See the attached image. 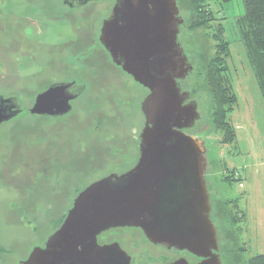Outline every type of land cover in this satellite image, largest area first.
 I'll list each match as a JSON object with an SVG mask.
<instances>
[{
    "label": "flooded vegetation",
    "instance_id": "obj_1",
    "mask_svg": "<svg viewBox=\"0 0 264 264\" xmlns=\"http://www.w3.org/2000/svg\"><path fill=\"white\" fill-rule=\"evenodd\" d=\"M19 1L24 3L23 12L0 0V42L4 48L10 47L17 60L29 58L38 65L37 71L28 69L29 62L20 65L19 69L29 70L25 76L34 80L41 76L45 81L28 100L20 99L17 91L4 92L0 87V97L7 99H0L2 108L16 112L0 121V212L15 231L4 233L0 227V264H31L32 252L44 249L63 223L80 191L79 182H93L134 166L145 120L141 103L149 93L113 61L101 43L104 20L112 15L116 0H13V4ZM187 62L189 74L192 62L188 58ZM57 83L68 84L66 92L74 95L68 100L69 108L54 115L32 112L36 95ZM30 84L21 83L27 96ZM180 90L189 93L185 103L194 100L198 109L190 91ZM82 100L87 102L86 108ZM199 118L186 132L194 128L192 132L199 131ZM130 126H139L136 143H132L133 164L128 169L113 168L101 176H87L89 180L82 178L89 172L79 168L84 163L79 158L80 146L94 145V133L105 127L103 143L107 151L112 143L127 138L124 131ZM94 157L83 158L84 170L93 169L86 164ZM209 183L206 188L210 200ZM96 240L100 246L117 243L131 264H202L208 259L187 249L154 243L136 227L110 228ZM220 247L217 235V249L212 253L225 264Z\"/></svg>",
    "mask_w": 264,
    "mask_h": 264
},
{
    "label": "water",
    "instance_id": "obj_2",
    "mask_svg": "<svg viewBox=\"0 0 264 264\" xmlns=\"http://www.w3.org/2000/svg\"><path fill=\"white\" fill-rule=\"evenodd\" d=\"M182 22L176 0H116L104 20L101 43L149 90L141 103L145 120L138 159L127 171L83 187L46 247L32 252L31 264H131L117 243L97 244V235L114 227L140 228L154 243L205 255L202 264H220L212 253L217 231L210 219L206 147L186 132L199 118L197 105L185 103L189 93L177 82L189 71L177 41ZM67 86L57 83L38 93L31 111L65 112L74 97ZM2 107L0 121L16 113Z\"/></svg>",
    "mask_w": 264,
    "mask_h": 264
},
{
    "label": "rangeland",
    "instance_id": "obj_3",
    "mask_svg": "<svg viewBox=\"0 0 264 264\" xmlns=\"http://www.w3.org/2000/svg\"><path fill=\"white\" fill-rule=\"evenodd\" d=\"M5 1L10 2L9 5L12 4L15 7L14 10L23 12L25 7L23 2L13 4V0ZM176 1L179 15L183 19V23L179 26L177 41L181 43L183 52L192 62L191 71L178 84L182 89L190 91L191 98L197 100V110L201 116L196 124L200 127L199 131L192 132L194 128L187 132L201 138L206 147L208 168L205 179L206 182H210V214H212V222L223 252V261L225 264H247L252 256L264 253V104L240 42L239 28L244 14L243 3L242 0L226 2L204 0V6L210 8L213 13L214 20L210 22L211 31L213 30L216 36L220 35L223 42L229 45L227 71L236 96L227 116L234 133L230 138L224 135L223 129L215 126L212 118L214 98L207 79V67L214 54L210 28L192 26V22L196 20L192 0ZM4 47L0 42V87L4 92L17 91L20 99L28 100V97L32 98L34 92L45 81L44 77L37 76L34 80L33 77L25 76L29 74V70L19 69L20 65H26L29 62L28 69H36V71L39 69L38 65L32 63L29 58L17 60L10 47L8 46L9 49ZM26 81L32 83L27 90L28 96L23 92V85H21ZM80 102L85 108L87 107L86 101ZM123 109L126 107L124 106ZM122 118L127 117L122 115ZM80 119L82 120L83 117L80 116ZM81 124L82 121H80ZM138 128L139 126H130L128 130L125 129L127 138L112 143L107 151L103 143L106 142L103 132L106 128L103 127L99 134L94 133V145L84 143L80 146V162L85 163L83 158L86 155L93 154L96 157L92 158L94 161L89 165L86 164L88 169L94 166L91 171L84 170L82 168L85 167L84 163H80V170L83 173L89 172L82 178L89 180L90 177L87 176L96 177L113 168L128 169L133 164L131 162L134 153L132 143L137 137ZM224 136L227 139H224ZM107 143L110 144V141ZM102 162L104 165H101ZM231 173H234L235 178L239 176L240 179L230 181ZM89 183L79 182V189L81 190ZM0 227L4 233L15 232L1 212Z\"/></svg>",
    "mask_w": 264,
    "mask_h": 264
},
{
    "label": "trees",
    "instance_id": "obj_4",
    "mask_svg": "<svg viewBox=\"0 0 264 264\" xmlns=\"http://www.w3.org/2000/svg\"><path fill=\"white\" fill-rule=\"evenodd\" d=\"M242 3L244 14L239 28L240 42L252 68L264 104V0H242ZM191 4L196 14V20L192 22V26L210 28V22L214 20L213 13L210 8L204 6V0H192ZM209 32L214 42V54L207 67L208 84L214 98L212 118L215 126L223 129L225 136L232 138L234 133L227 116L236 96L227 71L229 45L223 42L220 35L216 36L211 28ZM225 136L224 139H227ZM233 175L234 173L229 174L230 181L240 179L239 176L235 178ZM247 264H264V253L252 256Z\"/></svg>",
    "mask_w": 264,
    "mask_h": 264
}]
</instances>
